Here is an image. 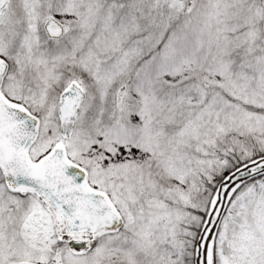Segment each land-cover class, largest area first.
<instances>
[{
	"label": "rangeland",
	"instance_id": "1",
	"mask_svg": "<svg viewBox=\"0 0 264 264\" xmlns=\"http://www.w3.org/2000/svg\"><path fill=\"white\" fill-rule=\"evenodd\" d=\"M159 6L10 0L5 92L39 120L26 154L64 145L124 223L78 251L70 241L83 236L34 195L17 227L0 224V264H189L210 187L264 153V0H192L169 30ZM48 16L63 28L54 43L42 35ZM72 78L85 97L63 141L57 103ZM215 246V264H264V177L233 195Z\"/></svg>",
	"mask_w": 264,
	"mask_h": 264
},
{
	"label": "water",
	"instance_id": "2",
	"mask_svg": "<svg viewBox=\"0 0 264 264\" xmlns=\"http://www.w3.org/2000/svg\"><path fill=\"white\" fill-rule=\"evenodd\" d=\"M8 0H0L2 9ZM50 39L63 33L53 17L44 24ZM7 64L0 59V83ZM84 98L80 85L70 81L59 95L57 115L60 134L70 137L73 122ZM39 120L28 109L19 106L0 92V170L12 190H30L44 198L61 216L68 232H95L119 229L123 219L107 196L86 185L84 168L69 161L62 144H56L37 163H32L26 150L34 140ZM264 175V153L242 162L217 183L194 244L193 264H215L214 246L228 204L235 192L249 180ZM92 245V241L89 242ZM82 247V242H71Z\"/></svg>",
	"mask_w": 264,
	"mask_h": 264
},
{
	"label": "trees",
	"instance_id": "3",
	"mask_svg": "<svg viewBox=\"0 0 264 264\" xmlns=\"http://www.w3.org/2000/svg\"><path fill=\"white\" fill-rule=\"evenodd\" d=\"M191 1L192 0H160L157 22L161 25L162 28L165 27L167 30H169L174 25H176L177 22L181 20V18L184 15H186V13H188L190 9ZM263 177L264 175L249 180L248 182L243 184L235 192V194L238 191H240L245 185L253 183L256 180ZM0 184L3 185L2 186L3 189H0V203L6 204L5 206L6 208L3 211H0L2 213V218H0V224L5 223V225H7L9 230L14 229V227L18 226V221L21 220V216L27 214L28 212L27 210L31 209L32 201L30 200L32 199V197H34V193L27 190L24 192L13 191L9 187L5 186L6 184L1 170H0ZM214 189H215L214 186L210 187L211 194H213ZM204 216H205V212L198 213L197 218L194 220L193 223L192 230L194 232V239L192 242L193 243L192 254H194L195 239L204 220ZM58 243L59 244H56V246L58 249L60 248V250L58 251V249H55L53 254H57V252L59 253L61 252V250H64V242L60 240ZM60 255H57V257L59 258ZM214 255L216 256V246L214 248ZM53 257L55 256L53 255ZM53 257L51 256V258L48 260L50 264L54 263ZM189 264H193V255L191 257Z\"/></svg>",
	"mask_w": 264,
	"mask_h": 264
},
{
	"label": "flooded vegetation",
	"instance_id": "4",
	"mask_svg": "<svg viewBox=\"0 0 264 264\" xmlns=\"http://www.w3.org/2000/svg\"><path fill=\"white\" fill-rule=\"evenodd\" d=\"M10 0L7 1V3L5 4V6L0 9V59H2L6 64H7V68H6V71L4 73V76L2 77V80H1V83H0V92L2 94V96L4 98H6L7 100H10L9 96L7 95V93L5 92V87H6V84H7V80H8V77H9V71H10V64H9V60L8 58L6 57V54L4 52V48L6 49V47L9 45V44H6L8 39H9V32H8V24H9V20H8V17L5 13L6 9L8 8V4H9ZM50 16L47 17V19L49 18ZM44 24L45 22L43 23L41 29H42V35L46 37V41L47 43H54L56 42L57 40H59L61 38V36L57 39H50L48 38L46 32H45V29H44ZM8 37V39H7ZM9 43V42H8ZM7 51V49H6ZM73 79V78H72ZM71 79V80H72ZM84 93V92H83ZM85 97V95H84ZM84 99V98H83ZM82 99V100H83ZM10 101H13L14 103H16L15 100H10ZM48 152L44 153L40 158H38L36 161H33V163H36L37 161H39L44 155H46ZM66 157L68 158V160L74 162V163H77L78 165L82 166L86 172H87V185L90 187V184H89V171L87 170V168H85L82 164L76 162L75 160H73L71 157L68 156V153H67V150H66ZM92 188V187H91ZM107 232H111L113 231L112 230H106ZM97 232V231H95ZM95 232H81V233H76V234H81L83 236L82 239H80L79 241L77 242H82L84 243V246L82 247H78V251H81V250H84L86 251L87 249L89 250L90 248H92L93 246L96 245L97 241H98V237H94V238H87L90 234L92 233H95ZM86 238H87V243H86ZM63 240H65V236L63 237ZM92 241V245L89 246V242ZM73 242V241H70V243ZM89 247V248H88Z\"/></svg>",
	"mask_w": 264,
	"mask_h": 264
},
{
	"label": "bare ground",
	"instance_id": "5",
	"mask_svg": "<svg viewBox=\"0 0 264 264\" xmlns=\"http://www.w3.org/2000/svg\"><path fill=\"white\" fill-rule=\"evenodd\" d=\"M233 90H235V89H233ZM106 160H107V158L103 159L104 162H106Z\"/></svg>",
	"mask_w": 264,
	"mask_h": 264
},
{
	"label": "crops",
	"instance_id": "6",
	"mask_svg": "<svg viewBox=\"0 0 264 264\" xmlns=\"http://www.w3.org/2000/svg\"><path fill=\"white\" fill-rule=\"evenodd\" d=\"M57 20V19H56ZM58 21V20H57Z\"/></svg>",
	"mask_w": 264,
	"mask_h": 264
}]
</instances>
